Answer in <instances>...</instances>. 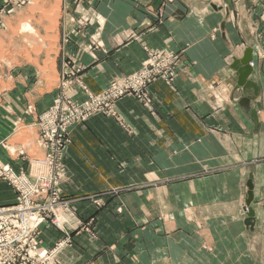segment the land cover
Segmentation results:
<instances>
[{"label": "crops", "instance_id": "obj_1", "mask_svg": "<svg viewBox=\"0 0 264 264\" xmlns=\"http://www.w3.org/2000/svg\"><path fill=\"white\" fill-rule=\"evenodd\" d=\"M85 1L101 23L82 39L89 44L98 34L97 48L79 60L92 92L140 70L148 50L184 51V61L177 79L148 88L149 110L135 96L119 100L133 135L99 116L74 131L64 193L121 192L100 211L89 201L75 203L83 220L96 216L97 237L76 235L63 264H131L123 251L136 254L134 264H264V0ZM249 49L256 121L234 93L236 61ZM67 50L74 55L78 48ZM30 74L0 90V138L33 128L28 107L40 113L53 100V91L35 89ZM251 174L254 232L245 224ZM58 239L54 230L44 233L48 244Z\"/></svg>", "mask_w": 264, "mask_h": 264}, {"label": "rangeland", "instance_id": "obj_2", "mask_svg": "<svg viewBox=\"0 0 264 264\" xmlns=\"http://www.w3.org/2000/svg\"><path fill=\"white\" fill-rule=\"evenodd\" d=\"M84 3L85 0H0V90L13 89L15 82L22 84L23 76L31 72L34 84L36 80L39 85L33 88L39 90L43 86L44 93L53 91L54 94L43 112L39 113L35 105L28 107L33 128L13 131L16 133L14 138H0V208L19 206L31 189L34 191L28 196L29 201L42 208L41 220L33 227V233L23 247L24 257L18 255L15 264H63L60 257L73 246L76 235L97 237L96 216L83 220L74 210L75 203L89 201L100 211L106 206L107 199L118 197L121 190L84 196L64 193L63 186L70 180L68 162L73 133L99 116L115 121L125 133L133 135L118 113L117 103L131 95L149 110L148 88L156 81L164 80L156 79L148 86L125 87L145 69H152L153 56L165 54L148 50V59L140 70L129 76H116L107 88L92 92L83 81L84 66L79 60L84 53L97 48L98 34H91L89 44L83 42L89 29L96 25L101 29V23L93 5ZM161 16L160 11L158 17ZM72 24L77 26L76 29L73 30ZM28 25L31 28H27ZM71 45L77 46V54L72 55L67 50ZM172 55L171 69L177 79L184 51ZM47 82L49 87L43 85ZM30 137L35 139L31 149ZM4 168L10 169L8 175L3 172ZM47 230L57 232L60 239L48 244L44 240ZM123 253L130 256L134 264L136 254Z\"/></svg>", "mask_w": 264, "mask_h": 264}, {"label": "built area", "instance_id": "obj_3", "mask_svg": "<svg viewBox=\"0 0 264 264\" xmlns=\"http://www.w3.org/2000/svg\"><path fill=\"white\" fill-rule=\"evenodd\" d=\"M173 63L174 56L172 54L155 55L152 59V69H145L131 79V83L125 87L137 86L138 84L148 86L159 78L173 81L175 80V73L171 69ZM9 171V168L3 169L7 175ZM33 191L32 189L30 193L28 191L25 201L21 200L19 206L11 209L0 208V264H15L18 255L22 254L24 257L23 247L27 245L33 233V227L41 220L42 208L34 205L28 198Z\"/></svg>", "mask_w": 264, "mask_h": 264}, {"label": "water", "instance_id": "obj_4", "mask_svg": "<svg viewBox=\"0 0 264 264\" xmlns=\"http://www.w3.org/2000/svg\"><path fill=\"white\" fill-rule=\"evenodd\" d=\"M212 8L216 11H220L223 8L218 7L214 4L211 5ZM252 54L253 50L249 49L246 53V56L236 61V71L238 73V82L235 88L234 93L238 94L239 99L237 102L239 105L247 112L249 113L252 118L256 121L257 119V113L255 110L252 109L251 103L257 99L259 96V89L256 87L254 81L252 80V77L255 76L256 71L253 69L251 63H252ZM252 91L253 94H250L249 92ZM248 199L246 201V226L251 229L252 232L255 231V228L257 226V218H256V212L252 208V204L255 199V186H254V176L253 174L250 175L249 181H248ZM263 232H264V222H263Z\"/></svg>", "mask_w": 264, "mask_h": 264}, {"label": "bare ground", "instance_id": "obj_5", "mask_svg": "<svg viewBox=\"0 0 264 264\" xmlns=\"http://www.w3.org/2000/svg\"><path fill=\"white\" fill-rule=\"evenodd\" d=\"M26 26H27V25H26ZM27 28H31V27L28 25V27H27ZM27 28H25V29H27ZM27 30H28V29H27ZM29 30H30V29H29ZM29 30H28V31H29ZM59 85H60V84H59ZM23 147H24V146H23Z\"/></svg>", "mask_w": 264, "mask_h": 264}]
</instances>
